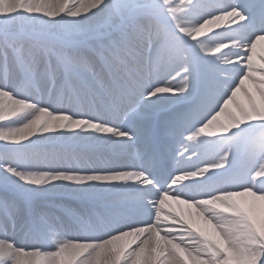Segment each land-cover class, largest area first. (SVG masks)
<instances>
[{"label":"snow or ice","instance_id":"obj_1","mask_svg":"<svg viewBox=\"0 0 264 264\" xmlns=\"http://www.w3.org/2000/svg\"><path fill=\"white\" fill-rule=\"evenodd\" d=\"M0 264H264V0H0Z\"/></svg>","mask_w":264,"mask_h":264}]
</instances>
